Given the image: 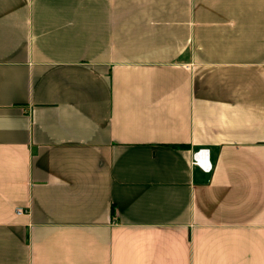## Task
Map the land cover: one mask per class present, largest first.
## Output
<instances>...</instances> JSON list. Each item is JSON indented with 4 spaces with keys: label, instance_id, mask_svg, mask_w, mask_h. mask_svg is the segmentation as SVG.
I'll use <instances>...</instances> for the list:
<instances>
[{
    "label": "crops",
    "instance_id": "1",
    "mask_svg": "<svg viewBox=\"0 0 264 264\" xmlns=\"http://www.w3.org/2000/svg\"><path fill=\"white\" fill-rule=\"evenodd\" d=\"M0 264H264V0H0Z\"/></svg>",
    "mask_w": 264,
    "mask_h": 264
},
{
    "label": "built area",
    "instance_id": "2",
    "mask_svg": "<svg viewBox=\"0 0 264 264\" xmlns=\"http://www.w3.org/2000/svg\"><path fill=\"white\" fill-rule=\"evenodd\" d=\"M192 162L193 165L200 167L204 172L210 173L213 170L208 149H200L195 152ZM19 212H21V210H19Z\"/></svg>",
    "mask_w": 264,
    "mask_h": 264
}]
</instances>
